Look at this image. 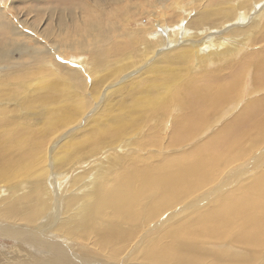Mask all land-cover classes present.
Returning <instances> with one entry per match:
<instances>
[{
    "label": "bare ground",
    "instance_id": "obj_1",
    "mask_svg": "<svg viewBox=\"0 0 264 264\" xmlns=\"http://www.w3.org/2000/svg\"><path fill=\"white\" fill-rule=\"evenodd\" d=\"M92 1L94 5L101 4L100 10L96 11L95 9L97 8H92L93 2L91 3L92 5L85 0H71L70 3L68 2L71 6L81 8L85 12L86 16L83 20L82 28L74 29L72 33H68L63 27L65 20L56 17L58 19L55 22L56 28L46 29L41 32L40 36L45 38V43H49L51 48L55 46L64 51L66 47L71 50H88L90 48L93 51L91 56L93 66L88 68V71L94 72V75L99 78L95 79L91 85L92 91L98 92L100 91L98 87L102 83L109 82L107 81L109 77L116 75L117 78L120 73L124 72L123 74H125V71H128V69H124L126 64H119V61L120 63L125 62L122 55L129 52L130 39L126 36V34L128 35V31H126L122 23L119 21L115 22L107 14L108 11L105 8L114 5L113 9L115 11H123L124 20L127 19L125 17L126 10H130L131 8H129L128 4L126 6L120 5L126 0ZM259 1L261 0H212V7L201 11L197 18H190L188 23L194 22L195 25H199L207 21V24L211 25L207 26L206 24L197 34L198 38L203 40L202 42H205L206 38L211 37L208 32L214 29L213 26L218 27L226 21L240 22L241 18L245 19L247 12L252 10L250 5H256ZM1 20L5 26H9L7 20ZM103 22H107L110 26H107V23L104 25ZM173 27L176 26L174 25ZM28 28L31 31L30 29L34 28L33 24H28ZM248 28H236L233 30L235 32L233 35L237 36V39L241 41L245 38ZM177 29H173V35H167L166 37L159 35L155 37V43L163 50H160L157 55L155 53L156 57L152 61L150 59L149 63L142 67V70L144 69L142 73L145 76L137 79L131 86V89L136 90L134 98L128 99L124 104V101L127 99L124 95L125 98L123 100L120 99L119 103L117 101L118 113H115L117 103H112L113 99L109 100L105 98L104 105L108 111H103L101 115L91 118L83 129L81 136H76L77 140L70 141L68 145L65 143L61 146L59 151L51 157L49 164H45L46 153H44L45 149L40 143V128L35 125L34 110L37 109V118L44 120L50 133L78 121L79 116L85 111L88 104H86V101L83 102L79 99L77 88L84 90L87 87L85 85L86 82L85 80L84 83L82 82L80 78L81 73L76 68L59 65L58 72L51 71V68L48 69L47 63L45 65L43 62L47 59L44 57L47 54V50L43 48L45 45L38 44L32 37H29L30 34L26 35L13 30L12 33L9 32V37H0V185H3L7 190H11L12 193L18 192L22 194L17 201L12 202L13 204L5 216L6 220H12L13 222L23 220L27 224L38 228L36 224L37 218L41 212L48 208L44 204L45 200L43 196L49 192L42 187V182L38 184L35 181L46 179L50 176L54 178L60 177L61 175H65V173L70 176L75 172L74 169L70 170V167L83 162V159L79 157H85L86 159L90 155L98 153L101 148H104V145L118 143L123 138L122 136L130 134L131 122L125 124L126 116H124V113L133 117L130 115L131 111L138 110V112H141V117H146L149 110L154 112L157 108H167L165 104H168L170 101V96L174 93V86L188 81V78L185 76L188 75L187 70L193 60H201L203 62L207 57L198 55L197 49L200 44L197 41H195L196 44L190 41L187 42L189 45L185 43L181 47L174 49L183 41L190 40L184 38V34L188 30L187 28L185 29V33L183 31V36L179 34L180 32ZM30 33L37 35L35 32ZM21 34L25 36L24 42L22 44L13 43L10 45V42L16 41L15 36L18 37ZM75 38H78V40H75ZM134 44H136L135 41L131 42V46ZM144 44L147 45V41ZM25 45L30 46L33 49L32 52ZM226 45L228 44H219L218 48L221 50L209 52L208 56L218 54H222L223 56L225 52H228V48L224 47ZM236 45L237 43L233 44V51L236 50ZM16 47L18 49L16 52H18L20 58L13 60L12 55ZM154 50L150 51L152 55H154ZM109 56L116 57L117 59L109 60ZM249 59L251 60L252 56ZM248 60L247 62H249ZM47 61L54 64L50 59H47ZM111 66H113V70L108 76L102 74L99 77V74L110 69ZM242 68L245 69V67ZM243 72L242 74L238 72L235 75L234 73H208L204 77L202 75L200 78L196 77V83L192 86L190 84L189 88L191 87L190 90H193L192 93L196 96L195 101L201 107L198 105L199 110L197 108L191 112L189 110L190 114H188V117L177 120L174 132L178 131L180 134H175L173 144L174 142H180L181 137L189 138V135H192L191 133L201 126V122L208 115V112L217 111L221 103L234 96L236 89H239L242 85ZM260 73L257 76L258 81L264 83V72L260 71ZM232 74L234 78L224 80L225 76L231 77ZM121 87L127 88L128 86ZM119 89H116L114 93H117ZM125 91H128V89ZM103 93H106V90ZM92 98H94V95ZM8 112L11 113L9 116ZM263 124L264 98L251 103L243 114L239 112L231 123H228L218 134L215 133L216 135L214 134L215 136L210 138L208 142L195 146L190 151L174 155L173 157L162 158L164 161L149 166H147L146 161L142 158L137 159L138 161L135 158L137 166L135 168L132 166L129 171L124 172L121 178L114 179L111 183L113 184V188L109 186L108 189L102 191L103 194L98 204L100 212H103L104 215L110 214L111 216L113 214L116 217L132 219L133 217L131 216L136 213L137 201L145 190L146 192L155 194L157 203V205L150 206L147 216L153 213L152 217H154L155 213L158 214L160 211L174 209L182 201L210 185L220 175L221 171L227 168V165L237 164L251 152L255 151L261 145H257L259 142L256 143L255 149L248 147V145L246 146L248 149H241L240 145L246 137L252 136L256 130L259 131L263 127ZM114 136L116 137L114 138ZM254 142H256V139ZM246 147L244 146V148ZM221 161L222 165L220 166L219 163ZM48 165L51 167L49 170L46 168ZM238 167L240 166L238 165ZM96 169L95 175L98 173ZM95 175L92 178H95ZM85 177L83 172L73 176V180L68 188L70 190L77 187L80 188L75 183L79 179V181H82V178ZM58 180L61 181V179ZM29 183H32V186H29ZM240 183L242 184L228 191L226 195L220 197L214 203L211 201L212 204L209 203L204 208L193 211L190 214L191 216L183 220V223L166 228L161 233V237L175 240L176 235H180L190 239L201 237L208 240H220L228 238L230 235L233 237V240L235 238L245 242H257L255 239L264 236V173L255 175L250 179H245ZM59 184H62V182H59ZM89 185H92V183L89 184L88 180L81 187L87 188ZM25 187L28 190H25ZM208 191L209 189L201 193L197 198H202ZM66 196V202L61 212V219L62 216L66 215L67 217L71 216L77 222L83 220L81 214L87 212V209L84 208L85 205L83 207L79 205V209L73 211L74 203H69L70 198L76 201L78 195L70 192ZM17 203L23 208L17 207L15 205ZM188 203H191V201ZM188 203L180 206L179 210H185L184 208L187 207L185 205ZM210 205L211 207H209ZM35 207H38L37 211L29 212V209H35ZM18 208L23 209V213ZM205 208L207 209L203 210ZM17 210L18 212H16ZM172 211L162 217L164 222L176 217L178 210ZM88 214L90 215L88 212L86 216ZM58 215L59 213H57L55 207L53 212L49 210L48 214L43 216V218H51L50 220L53 219L54 221L55 218L59 217ZM176 218L179 217L177 216ZM176 218L174 220H177ZM53 221L50 223H53ZM153 226H156V222ZM49 227L50 225L46 226L42 232L48 231ZM55 229L61 233L69 232L68 229L62 228V225L57 226ZM41 235L43 234L34 233L27 227L18 225L17 227L13 226L9 228L0 224V239L4 237L9 238L11 242L15 243L12 246L14 248L6 256L4 254L1 255L0 264H49L48 260L41 261V259L46 260L41 254V250L45 246L50 245H38L40 248L37 249L33 241L28 239L29 237L34 239L40 238ZM48 239L49 241L54 240L51 236ZM195 244L196 242L192 245L188 244V247L185 249L193 253L194 250L197 252L203 250L204 246L201 243L200 245ZM28 253L36 255V257L31 259ZM54 253V256L63 254L62 251L56 249H54ZM212 255L214 258L216 257L215 254ZM63 258L77 262V258L75 257L64 255ZM146 258L149 261L160 262L167 260L172 262L173 255L165 244L159 243L152 247Z\"/></svg>",
    "mask_w": 264,
    "mask_h": 264
},
{
    "label": "rangeland",
    "instance_id": "obj_2",
    "mask_svg": "<svg viewBox=\"0 0 264 264\" xmlns=\"http://www.w3.org/2000/svg\"><path fill=\"white\" fill-rule=\"evenodd\" d=\"M70 1L71 0H0V31H2L0 37H9V34L12 33L13 30H17L26 35L30 34L29 37H32L38 44L45 45L43 48L47 50V54H45L44 57L48 60H52L54 63L51 64L47 59L43 61L45 65L47 63L48 69L51 68V71L58 72L59 65L76 68V70L81 73L80 78L82 82L84 83V80L86 82L85 85L87 87H85L84 90H82V88H77L79 99L83 102L86 101V104H88L85 111L79 116L80 118L78 121L50 133L44 120L37 118V109L34 110L35 114H33V117L35 119V125L40 128V143L45 149L44 153H46L45 164H49L51 157L59 151L61 146L65 143L68 145L70 141L77 140L76 136H81L83 129L91 118L99 116L103 111L107 110L104 105L105 98L109 100L113 99L112 103L114 104H116L117 101L119 103L120 99L123 100L125 96L127 99L124 101V104L128 99L134 98L136 90L131 89V86L137 79L145 76V74L142 73L144 70H142V67L146 66L150 59L152 61L160 50H163L155 43L156 36L161 35L166 37L167 35H173V29H177V27H179L177 29L180 32L179 34L183 36L187 28L188 30L184 34V38L190 40L183 41L174 49L190 41L196 44L195 41H197V43L201 45H199L197 49L198 55L207 57L203 62H201V60H193L187 70L189 76H185L188 78V81L174 86V93L170 96L171 99H169L170 101L168 104H165L167 107L166 109L157 108L154 112L149 110L147 111L146 117H141V112H138V110L131 111L130 115L133 117L124 113V116H126L125 124L131 122L130 134L122 136L123 138H121L118 143L104 145V148L99 150L100 153L92 154L86 159L85 157H79L83 159V162L78 163L79 165L75 164V166L73 165L70 167V170H75L70 176H68L69 174L66 175V173L65 175L55 178L47 175L49 178L35 181V183L38 184L42 182V187L49 192L47 195L43 196L45 200L44 204H46L48 208L39 214L36 221L38 228L27 224L23 220L13 222L12 220L5 219L11 205L17 201L22 194L18 192L12 193L11 190H7L3 185H0V224L9 228L19 225L29 228V230L34 233H42L44 236L41 235L40 238L34 239L29 236V238H26L32 240L34 245L37 246V249L40 248L38 245H50L45 246L44 249L41 250V254L46 259H41V261L48 260L49 264H264V236L255 239L257 242H245L235 238L233 240V237L230 235L228 238L220 240H208L207 238L203 239L201 237L190 239L180 235H176L175 240L161 237V233H163L166 228L183 223V220L191 216L190 214H192L193 211L204 208L207 204L211 203V201L214 203L217 199L226 195L228 191L241 185L242 183L240 182L243 180L264 173V124L263 127H261L262 130H256L252 136L250 135L244 139L245 143H243V141L240 145L241 149H248V147H253L255 149L257 145L261 144L255 151L251 152L245 159L239 161L237 164L233 163L227 165V168L222 170L220 175L213 180L210 185L203 188L204 191H202V189L200 192L194 193L174 209L160 211L158 214L155 213L154 217H152L153 213L147 216L150 206L157 205V203L155 194L146 192V190L140 195L137 201L136 213L131 216L133 217L132 219H126L127 217H116L113 214L111 216L110 214L104 215L103 212H100L98 205L103 194L102 191L108 189L109 186L113 188V184L111 183L114 179L121 178L124 172L127 170L129 171L132 166L133 168L137 166L135 158L136 160L142 158L146 161L147 166H149L164 161L162 158L165 159L190 151L193 147L208 142L210 138L223 130L228 123H231L239 112L243 114L251 103L264 98V83L258 81L257 78V76L261 74L260 71L264 72V0L259 1L256 5H250L252 10L248 11L245 19L241 18L240 22L226 21L218 27L213 26L214 31L210 30L208 32V34L210 33L211 39L206 38L205 42H202L203 40L199 39L197 34L205 27L207 21L199 25H195L194 22L190 24L188 21L192 17L197 18L201 11L212 7V0H126L120 5L126 6V4H128L129 8L132 10H126L125 17H127V19L125 20L123 18V11H115L113 9L114 5L106 7L105 10L108 11L107 14H109L115 22L119 21L122 23L123 27L128 31V35L126 34V36L130 39L129 52L126 53L127 56L126 54L122 55V57H124L123 60H125L124 63H120L119 61V64H126L124 69H128V71L126 70L128 74L125 71V74L122 72L117 78L116 75L109 77L107 79L109 82L102 83V85L98 87L100 90L98 92L92 91L93 88L91 85L95 79L97 80L99 78L94 75V72L88 71V68L93 66L91 60L93 51L90 48L88 50H71L66 47L65 51L55 46L51 48L49 43H45V38L40 36L42 31L48 28H56L55 22L59 18L65 20L63 27L68 33H72L74 29L83 27V20L86 16L85 12H83L81 8L79 9L71 6L69 4ZM85 1L90 4L93 2L92 0ZM92 4L93 9L97 8L95 9L96 11L100 10L101 4L94 5V2ZM1 19L7 20L9 26H5L1 22ZM30 23L33 24L34 27L30 29L31 31L28 30V24ZM103 23L105 25L107 22ZM174 25L176 27H173ZM107 26L110 25L107 23ZM207 26L211 25L207 24ZM240 27H249L245 38L241 41L237 39V36L233 35L235 33L233 30L236 28L241 29ZM30 32L37 33L39 37ZM23 34L18 37L15 36L16 41L10 42V45L13 43L22 44L25 38ZM75 40H78V38H75ZM134 41L136 44L131 46V42ZM146 41L147 45L144 44ZM233 41L237 43L235 51H233ZM226 43L228 45L224 47L228 48V52H225L223 56L222 54L208 56L209 52L221 50L218 48L219 44L224 45ZM187 45H189V43H187ZM25 46L32 52L33 49L30 48V46ZM17 50L16 47L12 55L13 60H18L20 58L18 52H16ZM151 50L155 51L154 55L150 53ZM251 56L252 61L249 59ZM111 57L112 56L108 57L109 60L117 59L116 57ZM247 60L249 62H247ZM165 64L167 65V63ZM246 64L247 66H245ZM242 67H245V69ZM112 70L113 66L99 74V77L102 76V74L108 76ZM237 71L239 74H242V71H244V76L242 75V85L239 89H236L234 96L228 98L224 103H221L217 111L208 112V115L201 122V126L191 133L192 135H189V138L181 137L180 142H174L173 144V137L175 134H180L178 131H176V133L174 132L177 120L188 117V114L196 108L198 110L200 109L198 108L200 104L195 101L196 96L192 93L193 90H190L191 87L189 88L190 84L192 86L196 83L197 78H200L201 75L204 77L208 73H234L235 75L238 73ZM234 75L232 74L231 77L224 75V80L232 79ZM121 86L128 87L123 88ZM116 89L119 90L117 93H114ZM127 89L128 91H125ZM104 90H106V93H103ZM93 95L94 98H92ZM105 95L106 97H104ZM118 103L115 106L117 107L115 113L119 111ZM10 114L11 113L8 112V116ZM115 137L116 136H114V138ZM255 139L256 142H254ZM256 143L258 144L256 145ZM247 145L248 147H246ZM244 146L246 148H244ZM129 161L131 164H128ZM219 165H222V161ZM238 165L240 167H238ZM46 168L48 170L51 169L49 165ZM90 168H92V170H90ZM95 168L98 170L96 175ZM80 172H83L86 176L82 178V181H79V179L75 183L77 186L79 185L80 188L76 186L78 190L77 188L70 190L68 187H70L73 176ZM94 175L95 178H92ZM58 179H61V181ZM86 180H89V184L92 183V185L87 186V188H82L81 186L87 183ZM59 182H62V184H59ZM28 185L32 186V183ZM24 189L28 190L27 187ZM68 189L71 193L78 195L76 201L71 198L69 200V203H74L72 210L79 209V205L81 207L85 205L84 208L87 209V212L81 214L83 220L78 222L72 219L71 216L67 217L66 215L64 217L62 216L61 219L63 205L66 202V195L70 193ZM208 189L211 192L208 191L202 198H197ZM189 201H191V203H188ZM186 203H188L185 205L187 207H183L185 210H179V207ZM192 203L193 205H191ZM15 205L21 207L18 203ZM55 207L57 213H59V217L57 216L58 218H55L56 220L54 219L53 221V219L50 220L51 218H43V216L48 214L49 210L53 212ZM192 207L193 209H191ZM209 207H211V205ZM21 208H18V210L23 213V209ZM206 209L207 208L203 210ZM18 210L16 212H18ZM37 210L38 207H35V209L31 208L29 212H35ZM172 210H178L176 217L178 216L179 218L173 217L167 222L165 221V223L162 217L169 212H173ZM88 212L90 215L88 214L86 216ZM175 218L177 220H174ZM52 221L53 223H50ZM155 222L156 226H153ZM48 225H50L48 231L45 230L46 232L43 233L42 231ZM59 225H62V228L65 230L68 229L69 232L61 233L55 229ZM50 236L54 240L49 241L48 237ZM8 240L9 238L5 237L0 239V257L3 254L6 256L7 253L14 248L12 246H14L15 243ZM195 242V245H200L201 243L204 246L203 250L199 252L194 250L193 253L185 249L188 247V244L192 245ZM159 243L165 244L172 252V262L167 260L160 262L149 261L146 258V255L149 254L152 247ZM53 248L62 251L63 254L54 256L55 253ZM211 253L215 254L216 257L214 258ZM28 254L31 259L36 257L34 254ZM64 255L77 258V262L63 258ZM1 259L2 258H0V262Z\"/></svg>",
    "mask_w": 264,
    "mask_h": 264
}]
</instances>
